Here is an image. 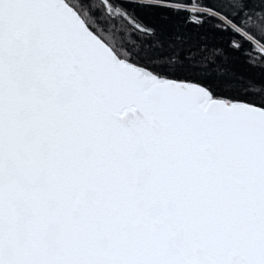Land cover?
Wrapping results in <instances>:
<instances>
[{
  "label": "water",
  "instance_id": "1",
  "mask_svg": "<svg viewBox=\"0 0 264 264\" xmlns=\"http://www.w3.org/2000/svg\"><path fill=\"white\" fill-rule=\"evenodd\" d=\"M205 98L0 0V264H264V107Z\"/></svg>",
  "mask_w": 264,
  "mask_h": 264
},
{
  "label": "trees",
  "instance_id": "2",
  "mask_svg": "<svg viewBox=\"0 0 264 264\" xmlns=\"http://www.w3.org/2000/svg\"><path fill=\"white\" fill-rule=\"evenodd\" d=\"M119 60L264 107V0H64Z\"/></svg>",
  "mask_w": 264,
  "mask_h": 264
},
{
  "label": "rangeland",
  "instance_id": "3",
  "mask_svg": "<svg viewBox=\"0 0 264 264\" xmlns=\"http://www.w3.org/2000/svg\"><path fill=\"white\" fill-rule=\"evenodd\" d=\"M207 99L205 98V101H206Z\"/></svg>",
  "mask_w": 264,
  "mask_h": 264
}]
</instances>
